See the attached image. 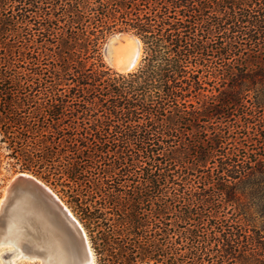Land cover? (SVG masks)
I'll return each instance as SVG.
<instances>
[{
    "label": "trees",
    "instance_id": "16d2710c",
    "mask_svg": "<svg viewBox=\"0 0 264 264\" xmlns=\"http://www.w3.org/2000/svg\"><path fill=\"white\" fill-rule=\"evenodd\" d=\"M110 31L140 39L135 70L104 63ZM0 78L21 169L68 188L97 253L264 264L242 200L264 178V0H0Z\"/></svg>",
    "mask_w": 264,
    "mask_h": 264
},
{
    "label": "bare ground",
    "instance_id": "6f19581e",
    "mask_svg": "<svg viewBox=\"0 0 264 264\" xmlns=\"http://www.w3.org/2000/svg\"><path fill=\"white\" fill-rule=\"evenodd\" d=\"M111 44L112 45L108 47V57L111 59L113 69L121 71V67L118 65L117 61L127 58L131 52L136 54V60L133 65L134 68L138 65L142 52V44L138 37L131 34H122L121 37L114 39ZM5 193L6 189L4 188L3 194L0 198V206L4 204ZM36 194H38V196L40 195L39 192ZM42 196L40 195L41 198H44L43 201L42 199L38 201L32 196L28 197L26 194H17L14 196L13 203L7 210V221L5 227L3 232L0 233V246L5 243H10L14 246L12 250H8L7 254L15 253L16 257L25 255L28 258L36 256L32 251L33 249L28 248L27 245L22 243L24 240L22 238L21 230H19V224H23L31 230L42 227L50 233L51 236H53V230L60 229V225H62L63 230L66 229L68 232L69 227L67 223H69L70 218L66 214L67 212L62 209V207H58V205L50 197H48V199L51 202L47 200V196L46 198L45 196ZM60 202L68 210V212L72 214L63 201L60 200ZM40 241L42 242L38 244L37 247L43 249L42 256L44 258V263L39 261L38 264H66L63 250L57 245L54 236L49 239L41 238L38 242ZM17 248H20L21 255ZM3 250L4 248L0 247V257L4 254ZM88 252L90 253L89 258L82 264H95L91 251L89 250ZM0 264H2L1 261ZM3 264L16 263L13 260H9V262L7 260H3Z\"/></svg>",
    "mask_w": 264,
    "mask_h": 264
},
{
    "label": "water",
    "instance_id": "95a60500",
    "mask_svg": "<svg viewBox=\"0 0 264 264\" xmlns=\"http://www.w3.org/2000/svg\"><path fill=\"white\" fill-rule=\"evenodd\" d=\"M131 35L137 37L136 35L130 33ZM107 53L109 54V50H107ZM142 58V55H141ZM141 58L138 62V65L141 61ZM136 60V54L134 52H131L129 56L123 60H118L117 63L121 67V73H126L133 71L137 68V66L134 68V62ZM6 193H5V200L4 204L0 206V233L3 232V229L5 227L6 221H7V210L13 203L14 196L17 194L22 195H28L32 196L33 198L40 201L44 198H41L40 195H44L45 198L47 196V200L49 201L48 197H50L57 205L58 207H62L69 216L70 220L68 224L69 230L67 232L66 229L63 230L62 225H60V229L53 230V236L56 239L57 245L60 249L63 250L64 257H65V263L66 264H82L83 262L87 261L89 258L91 251V254L94 257L95 255L94 251L92 250V247L90 245V241L88 239V236L86 234V231L84 230V227L81 225V223L76 219V217L73 214H70L68 210L63 206V204L60 202V198L56 196L57 194L42 180H40L35 175L24 172V171H18L15 174H13L8 182L5 185ZM39 192V196L38 193ZM56 195H55V194ZM42 196V197H44ZM60 199H58V198ZM46 200V201H47ZM47 201V202H48ZM51 202V201H49ZM72 213V212H71ZM19 230H21L22 238L24 241L22 243L24 245H27L28 248L33 249L32 251L35 253V257L39 258V261L44 263V258L42 256V250L37 247L38 244H40L42 241L38 242L39 239H49L51 236L50 233H48L46 230L41 228H36L35 230L29 229L27 226H24L23 224H19ZM79 250V251H78ZM34 258V257H32Z\"/></svg>",
    "mask_w": 264,
    "mask_h": 264
},
{
    "label": "rangeland",
    "instance_id": "374dc122",
    "mask_svg": "<svg viewBox=\"0 0 264 264\" xmlns=\"http://www.w3.org/2000/svg\"><path fill=\"white\" fill-rule=\"evenodd\" d=\"M124 34H130L129 32H122V31H110L107 32L102 39V58L106 65L109 67H113L111 64V59L108 57V47L112 45L114 39L121 37V35ZM129 36V35H127ZM142 51V49H141ZM142 55V52H141ZM26 85V84H25ZM9 85L6 83H3L2 79L0 78V117L5 115V111L7 110V106L4 104V95L3 91L4 89L8 88ZM34 108L33 106H29V108H26V110H32ZM1 125V124H0ZM5 128L3 126H0V198L3 194L4 188L10 177L15 174L18 171H24L33 174L30 171H26L21 169V159L17 158V154L13 152L12 147L9 145V140L6 138V135L4 133ZM34 175V174H33ZM40 180H42L44 183H46L56 194L57 196L63 201V203L70 209L72 214L78 219V221L81 223V225L84 227V230L86 231V234L88 236V239L90 241V245L92 247V250L94 251L95 255V264H127V260L124 258L120 259L116 256H109L106 258V255L97 253L94 244L90 238L88 230L85 228L84 223L82 219L80 218L81 214L80 211L76 208L74 202H72V199L69 195V192H67V187H62L61 185H50V183L44 181L39 176L35 175ZM263 182L261 183L260 187L257 189V192L255 196H245L242 198L244 203L247 204V206L250 207L249 209V215L250 218H253V222L256 226L261 227L263 224V219L259 214V211H264V178L262 179ZM0 247L4 248V254L0 257V261L3 264V260H13L16 264H38L39 258H28L25 255H21L20 248H17L20 252L19 257H16L15 253L7 254L9 249H13L14 246L10 243H5L1 245ZM2 251V252H3ZM105 258V259H104ZM135 264H147L146 262H137Z\"/></svg>",
    "mask_w": 264,
    "mask_h": 264
}]
</instances>
